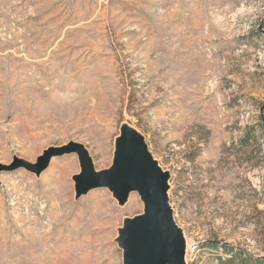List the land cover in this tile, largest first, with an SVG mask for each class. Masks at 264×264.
<instances>
[{
  "label": "rangeland",
  "instance_id": "obj_1",
  "mask_svg": "<svg viewBox=\"0 0 264 264\" xmlns=\"http://www.w3.org/2000/svg\"><path fill=\"white\" fill-rule=\"evenodd\" d=\"M263 106L264 0H0V166L73 141L106 169L135 128L169 173L187 264H228L224 245L264 260ZM79 170L75 153L0 169V264H123L143 203L75 198Z\"/></svg>",
  "mask_w": 264,
  "mask_h": 264
},
{
  "label": "water",
  "instance_id": "obj_2",
  "mask_svg": "<svg viewBox=\"0 0 264 264\" xmlns=\"http://www.w3.org/2000/svg\"><path fill=\"white\" fill-rule=\"evenodd\" d=\"M71 153L77 155L80 166L72 176L75 198L107 188L120 205L131 192H137L143 203L142 213L124 219L118 229L115 241L122 251L123 264H187L185 237L169 203V173L153 158L135 128L120 126L112 164L106 169L96 170L84 145L73 141L44 149L34 163L15 158L11 165H1L0 169L24 168L39 175L53 157Z\"/></svg>",
  "mask_w": 264,
  "mask_h": 264
},
{
  "label": "trees",
  "instance_id": "obj_3",
  "mask_svg": "<svg viewBox=\"0 0 264 264\" xmlns=\"http://www.w3.org/2000/svg\"><path fill=\"white\" fill-rule=\"evenodd\" d=\"M263 110H264V106H263ZM260 132L261 134H264V126H261L260 128ZM251 137H250V133L244 135L243 137L240 138V142L243 145H248L249 141H250ZM223 251L230 255L228 258L229 263L231 264L233 262H235L237 260V262H239L240 264H264V260H258V259H248L247 257H243V255L240 252L234 251L233 249H231L230 247L224 245L223 246Z\"/></svg>",
  "mask_w": 264,
  "mask_h": 264
}]
</instances>
